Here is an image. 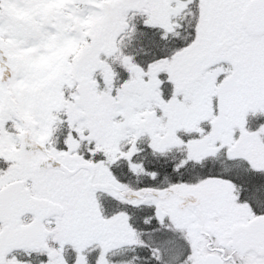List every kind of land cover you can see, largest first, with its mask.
Returning <instances> with one entry per match:
<instances>
[{
  "label": "snow or ice",
  "instance_id": "obj_1",
  "mask_svg": "<svg viewBox=\"0 0 264 264\" xmlns=\"http://www.w3.org/2000/svg\"><path fill=\"white\" fill-rule=\"evenodd\" d=\"M0 264H264V0H0Z\"/></svg>",
  "mask_w": 264,
  "mask_h": 264
}]
</instances>
